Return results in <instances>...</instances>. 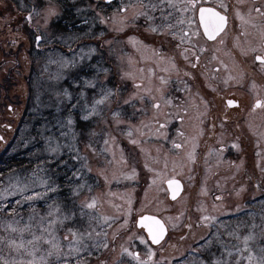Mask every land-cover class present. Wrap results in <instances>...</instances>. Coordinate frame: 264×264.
Instances as JSON below:
<instances>
[{
	"label": "rangeland",
	"instance_id": "1",
	"mask_svg": "<svg viewBox=\"0 0 264 264\" xmlns=\"http://www.w3.org/2000/svg\"><path fill=\"white\" fill-rule=\"evenodd\" d=\"M15 1L0 0V9L4 10L9 18L6 20L2 15L0 17V28H2L0 29V118L4 122L0 127V132L6 139L5 142L0 140V144L4 148L11 141L18 123L25 120L24 128L15 140L12 149L14 151L23 148L29 150L28 156L32 165L4 174L0 178V195H4L6 189L14 188L16 185L28 186L29 193L33 190L44 191L42 182L51 183L54 178L58 179L59 174L53 175V171L49 168V164L53 160L52 154L47 151L50 142L52 147H55L58 142L63 155L73 153L76 156L75 149L78 148L81 159L85 155L87 156V160L83 159V162H79V166L76 167V170H81V176L71 177V180L67 181V185L68 183L76 184L86 181L91 191L87 190L88 194L85 196L78 194L77 198H72L76 201L67 205L72 212L77 211L74 212L75 216L70 220L75 224L68 225L67 222L70 221H65L63 227L57 224L54 233L45 231L49 227L48 220L54 218L47 216L49 205L56 203L63 211H67L63 201H59L57 198L60 197L61 189L63 190L65 186L60 185L57 180L55 182L59 185L58 190L52 194L48 192L46 196L35 202L21 201L18 195L0 201V209L4 204L8 206L10 203L13 205L12 210L15 209L14 212L11 210V213L0 211V256L6 259L14 258L17 261L20 259L27 261L31 259V256L28 255L26 249L34 248L39 257L51 247L48 241L53 235L58 238L63 252L67 253L69 252L68 242L75 243L73 236L68 232L69 228L78 230L80 233H92L91 236L83 237V243L87 245V250L80 254V258L82 255V259H86L88 264H98L99 261H104L106 264H122V258H130L132 264H140L141 261H145L146 264H204V262L214 264L215 261H220L221 264H225V262L237 264V261L239 264H248L245 258L250 251L257 257L264 254L261 253V248H264V171L261 170L264 168V135H261L264 134V112L260 111L259 120L245 121L250 131L249 135H246L249 144L252 143L255 147L258 141L256 137L259 134V162L257 163L256 158L251 156L253 164H250L249 161L246 163L244 158L231 163L230 160L223 157L221 149L224 147L219 148L218 145L210 144L206 148L209 144V136H207L203 123H207L208 120H171L175 116L183 117L193 111L194 99L189 97L186 103L166 94V83L160 79L161 75L155 69L156 66L160 67L158 54L153 51L151 45L145 46L144 42L139 39L135 42L130 41L134 55L130 49L128 38L114 39L115 31L111 30L110 21L109 25L96 22L101 27L97 29L92 27V33L98 34L99 31L105 33L102 44L101 39H96L97 42L77 41V44L71 49L59 47L52 43V37L61 44L70 45L77 40L76 33L70 31L54 37L51 28L52 21L45 31L42 27L44 25L42 13L36 15L33 12L32 21L37 27V30L33 32V38L36 34L45 37L40 48L33 49L30 47L32 29L24 17L31 11L33 2L36 5V11H40L44 0H17V3ZM58 10L60 9L58 8ZM92 17L93 13L89 20ZM107 40H113V43L111 45L104 43ZM92 46L97 48V52L91 53V63L95 64L100 56H103L105 66L113 67V82H119L123 88L120 93L122 97H126L127 93L133 90L136 81L131 78L120 81L119 77L124 72H132L137 80L143 79L145 87L152 88V95L161 100V107L157 110L152 107L151 96L148 93H143L145 99L137 103L136 110L139 112L135 115L132 110L130 111V105H122L119 125L116 124L111 114L112 110L117 108L116 98H113L110 107L98 106L100 114L90 119L92 125L89 129L94 133L92 135L100 133L99 138L102 139V145L98 147L101 151L97 153L92 151L95 146L90 148L83 140L79 141L80 132L76 128L75 113L73 114L75 124L67 123L68 109L70 104L75 101L69 102L62 95L57 96V93H62L65 88L74 94L80 91L79 86H74L71 83L73 78L70 73L73 70L62 67V58L79 59L81 55L87 57L88 49ZM81 49L83 52L80 51ZM32 54H34V58ZM84 63L87 64L88 60L85 59ZM66 81H69L72 86L69 87L65 83ZM77 87L78 89L75 90ZM161 88L163 96L157 91ZM91 95L92 93H89L90 98ZM168 99L171 100V103H163ZM176 104L178 106H175ZM142 107L147 109V113L141 112ZM184 108H187V111H183ZM166 110L168 111L166 112ZM153 121H158V123H153ZM141 122L148 124L149 127H143ZM165 123L167 126L160 128V125ZM173 124L178 126L183 135L178 134L177 139L170 140V144L165 148L162 141L168 139V129ZM221 125L224 128L226 123H221ZM158 128L164 135L157 134ZM137 129L140 130L137 131ZM128 132H131V137L128 136ZM109 133L116 138V142L105 145L104 141L109 139ZM132 139L139 140L140 143L132 144ZM175 142H178L176 146ZM221 142L227 146L230 144L233 149L237 148V144L242 148L240 141L225 140L224 137V140L219 141V143ZM89 143L93 144L91 140ZM108 148H111L112 151H107ZM121 149H123V159L121 158ZM202 149H206L203 156H201ZM129 151L134 154L132 158L129 157ZM113 152L115 157H113ZM189 153H194V161L189 158ZM63 155L62 159H64ZM145 161H147L148 167L145 166ZM85 164L88 167H84ZM226 165H231L240 174L243 171L247 172L241 183L246 186V190L239 196L235 193L240 188V184L235 186L233 180L222 188L220 186L211 188L208 181L197 186L196 179H194L195 172H199L202 166L205 170L210 171L222 169ZM64 166V164L61 165L62 168ZM256 167L259 169V187L253 182L255 179L250 178V173L252 174ZM131 169H135L137 172L135 179L121 177L119 180L105 181L101 175L103 172L111 178L113 175L120 176L121 173L130 172ZM253 174L252 176H254ZM170 178H179L184 182V190L181 196L175 200L169 198L165 185V181ZM202 189H206V191L202 192ZM222 191L226 192V197L217 201L214 198V193L218 194ZM129 194L132 199L131 218L125 215V210L129 207L127 203ZM73 195L71 192L70 196L73 197ZM90 197H96V206L83 208L84 223L76 222L75 218L80 216L82 202L88 201ZM17 201L20 202L17 203ZM117 205L121 207L118 209ZM201 207H206V211H201ZM144 213L161 217L167 225L168 233L163 244L156 247L147 245V249L142 253L144 256L137 259L129 255L134 252L131 241L134 242L137 238L141 243L140 237L146 238L145 232L139 229L143 227L136 226V223L134 226L130 223L128 228H120V225L125 219L136 221L137 217ZM202 215H214L216 220L207 224L199 222ZM30 216L31 219H29ZM104 217H116V219L105 220ZM9 223L16 231L8 228ZM174 223L175 227H173ZM188 223H192L191 229L187 227ZM25 225H30V227L20 232L19 229L24 228ZM116 232L120 233L118 239L113 235ZM98 233L101 235L97 236ZM103 233H107V243L109 244L107 249L98 247L105 242ZM250 234H254V239L247 241L248 247L246 248L244 237ZM33 235L40 236L41 239L28 245L27 242L33 240ZM114 237L118 249L108 262L109 254L107 252ZM129 237L132 238L129 239ZM181 237L184 238L181 239ZM9 239L16 240L18 243L22 241L25 248L17 252L14 247L8 244ZM89 250L90 255L88 254ZM149 250L154 253L151 257H148ZM146 255H148V260L145 259ZM65 259L69 264H77L75 254L62 256L59 264H63Z\"/></svg>",
	"mask_w": 264,
	"mask_h": 264
},
{
	"label": "flooded vegetation",
	"instance_id": "2",
	"mask_svg": "<svg viewBox=\"0 0 264 264\" xmlns=\"http://www.w3.org/2000/svg\"><path fill=\"white\" fill-rule=\"evenodd\" d=\"M70 1L83 6V18L88 20L90 19L91 13H93L91 10H87L89 4L102 5L105 10L104 14H107L106 16L111 15L115 10L119 9L122 4L135 5L134 8L129 7L126 13H122V15L129 17V23L123 32H114V39L120 40V38L126 39L129 37H136L141 40V42H144L143 45H151L155 50V53L158 54V62H160V67H155L156 72L160 73L161 77H164L167 81L165 85L167 89L166 94L169 97L177 98L186 103L188 102L187 99L189 97L194 99L192 103L194 106L193 111L188 112L183 116L182 120H208L207 123H203L207 136H209V144L206 148H208L210 144L218 145L219 148L224 147L221 149L223 150V157L228 161L230 160L231 163L236 162L240 158H244L246 163L249 161L250 164H253V160L250 159L251 156L256 158L257 163L259 162V144H256L255 147L252 143L249 144L246 135H249L250 131L246 126L245 121L259 120L260 111L261 113L264 112V107L255 105L257 98L264 100V70H261L260 62L255 60L256 55L264 54V0H224V2L228 4V9L226 10L228 16L227 30L226 34L218 36L215 41L203 35V22H200V18L203 17L205 20L208 18H215L220 21V26L222 27L221 16L223 9L219 7L220 0H195V6L197 7L196 13L191 9H188L187 11L182 10V5L186 4V0H110V6L105 0ZM173 5H175V7H173ZM200 7H204V9L203 11L198 12ZM34 8L36 9V5H34L33 2L31 11H33ZM257 8L260 9L259 12L256 11ZM136 12H143L146 15H138L133 18L134 13ZM26 16L24 18H26ZM149 17H151V19H149ZM189 21H191V23H189ZM27 22L33 32L37 30L33 21ZM62 24H66L70 29L76 27L82 28V30H84L82 31L84 37L79 41L87 43L92 41L97 42L96 39H101L100 41L102 44L104 37H100L97 33L95 34V32H93L92 35H88V26L82 24L81 19L75 22H73L72 19H64ZM161 25H170L171 28L166 27V30L163 33L159 31H150V28H158ZM94 27L97 29L101 26L99 23H96ZM197 28L201 31L200 36L193 34L194 30ZM170 32H174L175 35L169 34ZM182 35L183 37L188 38L191 43H188L186 40L182 44ZM42 42L43 40H41L40 46ZM34 44L36 45V41ZM129 45L132 51V43L130 41ZM198 46L204 50L192 53V50ZM185 48L190 50V59L194 54L199 57V61L197 62L194 59L192 60V63L185 61L183 59ZM254 48L259 51L253 52L252 49ZM242 49L244 51H242ZM245 51L247 54H245ZM132 53L135 55L133 51ZM213 56L218 57V60L213 59ZM172 58H174V60ZM219 61H223V64H227L229 67L225 69L223 64L219 63ZM193 64L196 65L195 68H193ZM177 67L179 71L175 70ZM165 69L168 70L165 71ZM189 73H191V75H188ZM229 76L233 77V79H228ZM182 80L188 84V89L186 91H182L185 87V85L181 83ZM117 83L121 85L119 82ZM209 84L211 87H209ZM232 99L238 100L239 104L229 105L228 101ZM205 101H207V108H205L204 105ZM175 106H178V104ZM129 108L130 111L132 110L133 112L131 105ZM167 111L168 110H166V112ZM138 112L139 111L136 110L135 114ZM143 113H147V111ZM179 117L180 116H175V118L171 120H181ZM225 117H227V119H225ZM3 123V119L0 118V127ZM221 123H226V126L222 128ZM178 132L180 133L182 131H179L176 124H173V126L168 129V139H165L164 142L162 141V145L165 148L168 147L170 140L174 141L177 139ZM0 137H2L0 140L5 142L6 139L1 132ZM99 137L100 133L90 135L87 131L85 133H80L78 139L79 141L83 140L87 145L90 144L89 141L91 140V143H93L90 144L91 148L92 146H95V153H97L98 151H101L98 147L102 145V139ZM224 137L225 140L240 141L242 148L233 149L230 144L227 146L223 142L219 143L220 140H224ZM231 137L234 139H230ZM256 139L259 141V134ZM174 144L176 146L178 142H175ZM2 148L3 147H1L0 144V150ZM174 149L172 150L174 151ZM205 151L206 149L201 150V156H203ZM132 153L131 151L128 152L130 158L134 156ZM63 156V160L67 165L62 168V164L57 165L56 163L51 162L52 166L49 168L53 171V175L58 173L55 170V167H57L60 172L62 171L61 173H58V179L54 178L53 180H57L60 185L65 186L63 190L61 189L60 197L57 198L59 201H63L65 209L68 210L70 208L67 206L68 203L76 201V199L72 198H77L78 194H80V196L87 195L88 189L85 188L78 194H74L73 197L70 196V184L68 183L67 185V181L71 180L72 173L76 171V167L79 166V162H83V159L78 160L73 153H66ZM258 168H254V174L252 173L254 176L250 173V178H254L255 181L253 180V182L257 185L259 184ZM195 174L194 179H196L198 187L202 182L208 181V185H210L211 188L219 186L222 188L232 180L234 181L235 186H238L237 184H240L241 186L243 178L247 175V172L243 171V173L240 174L239 171L234 170V167L231 165H226L223 166L222 169H212L210 171L205 170L204 166H202L200 171H196ZM206 177L211 179H206ZM214 194V198H216L217 201H221L226 197V192L223 191ZM74 210L76 209L74 208ZM75 221H80V223L83 224V215L76 216ZM67 224L73 226L75 222L73 223L70 221L67 222ZM80 229L82 230L81 227ZM139 229L145 232V239H147L149 243L145 244L141 242L143 243L141 244L137 238L134 242L131 241L134 252L139 254L138 259L144 256L142 253L147 249V245L155 247L159 246L163 244L167 238L166 234L165 238L157 244L151 241L144 228ZM118 236H120V233ZM118 236L115 237L117 238ZM115 237L111 240V247L107 252L109 254V257H106L108 262L110 261L112 254L118 249ZM147 256L148 255L145 256L146 260H148L149 257ZM129 259L130 258H122V264H132Z\"/></svg>",
	"mask_w": 264,
	"mask_h": 264
},
{
	"label": "snow or ice",
	"instance_id": "3",
	"mask_svg": "<svg viewBox=\"0 0 264 264\" xmlns=\"http://www.w3.org/2000/svg\"><path fill=\"white\" fill-rule=\"evenodd\" d=\"M105 2L109 3L110 6V0H105ZM63 6H64V0H59V4L57 3V0H44L43 3V7L40 11H36V9L34 8L33 11H30L27 16H26V20L31 22L33 19V12H35L36 15H41L42 13V18L44 20V25L42 26L43 29L46 31L48 26L50 25V22L55 20V19H59L63 14ZM129 7H135V5H129V4H122V6L115 10L110 16H105L104 15V8L102 7V5L97 4V5H92L89 4L87 6V10H91L93 12V17L91 18V20L85 19V18H81V23L85 24L86 26H88V35H92V27L95 26L96 22H99L101 24L104 25H109V22L111 21V30L116 31V32H123L124 29L128 26L129 23V17L126 15H122V13H126L129 9ZM173 7H175V5H173ZM219 7L223 9V13L221 16V20H222V24L223 26H220V21H218L215 18H208L207 20H205L203 17L200 18V22H203V35L207 36L209 39L215 41L217 39L218 36L222 35V34H226V30H227V24H228V16L226 14V10L228 9V4L224 2V0H220L219 3ZM58 8L60 10H58ZM188 9H191L194 13L197 12V7L195 6V0H186V4L182 5V10L187 11ZM204 7H200L198 9L199 11H203ZM84 11V9H80L77 8L76 9V14L80 15L82 12ZM256 11H260L259 8L256 9ZM138 15H146L143 12H136L134 13V17L138 16ZM149 19H151V17H149ZM189 23H191V21H189ZM167 28H171V26H165V25H161L158 28L153 27L150 28V31L156 32L159 31L161 33H163ZM169 34L171 35H175L174 32H170ZM194 35L196 36H200L201 35V31L199 30V28H197L196 30H194L193 32ZM98 35L100 37H103L105 35V33L103 31L99 32ZM45 39L44 36L37 34L35 36V41H36V47L39 48L40 47V42L41 40ZM129 41H135L137 38L136 37H129L128 38ZM187 40L188 43H191L190 40H188V38L186 37H181V43L183 44L185 41ZM223 42V41H221ZM104 43L111 45L113 43V40H107L104 41ZM204 49L201 47H197L195 49L192 50V53H194L195 51H203ZM81 52H83V49L80 50ZM155 51V50H153ZM242 51H244L242 49ZM253 52L259 51L258 49H252ZM97 52V48L95 46H92L88 49V55L87 57L81 55L79 57V59L76 58H62L63 60V64L62 67L65 69H72L73 70V79L71 81V83L74 86H79L80 87V91L77 93H72L70 92L67 88L63 89L62 93H57V96H63L64 99H66L69 102L75 101L74 103L70 104V108L68 109V117H67V123L69 125H74L75 124V119H74V113L79 115V119L80 122L83 125H87L90 122V119L95 118L97 115H99V109L98 106L100 105H104L106 107H110L111 103L113 102V98H116L117 101V108L115 110H112V116L115 119V122L117 125H119L121 123L119 117L121 115V106L122 105H131L132 109H133V114H135L136 112V105L137 103H139L140 101H143L145 99V96L143 95V93H148L153 101L152 107L159 110L161 107V100L157 99L156 96L152 95V88L149 87H145L144 83H143V79H139L137 80V78L135 77V75L132 72H124L120 77L119 80L120 81H124L128 78L133 79L134 81H136L133 85V90L129 93H127L126 97H122L120 95L121 91H122V87L118 84V83H114L113 82V67L111 65L105 66V61L103 56L101 55L100 58L96 61L95 64L91 63L92 61V55L91 53H95ZM245 54L246 51H245ZM163 58V57H161ZM215 60H218V57L213 56L212 57ZM87 59L88 63L85 64L84 60ZM174 60V58H172ZM183 59L185 61H188L189 63H192V60H196L197 62L199 61V57L195 56L194 54L191 56L190 59V50L188 48L184 49V53H183ZM255 60L260 62V67L261 70H264V54H260V55H256L255 56ZM219 63L223 64V61H219ZM193 68H195V64L192 65ZM223 67L225 69H227L229 66L227 64H223ZM118 70V69H117ZM168 69H165V71H167ZM176 71H179L178 67L175 68ZM188 75H191V73H189ZM59 79V77H58ZM160 79L162 81H164L165 83L167 82L165 80L164 77H160ZM228 79H233V77L229 76ZM182 84L185 85L184 89H182V91H186L188 89V84L185 81H181ZM209 87H211V85L209 84ZM157 91L160 92L161 96H163V91L162 88L161 89H157ZM89 93H92L91 98L89 97ZM98 97V98H97ZM91 100V102H90ZM163 103L168 104L171 103V100H164ZM229 105H238L239 101L232 99L228 101ZM205 108H207V101L204 102ZM255 105L256 106H260V107H264V100H261L259 98L256 99L255 101ZM142 112H146L147 109L146 108H141ZM183 111H187V108H184ZM179 119H183V117H179ZM225 119H227V117H225ZM105 123H107V121H105ZM142 126L145 128H148L149 125L148 124H143ZM153 123H158V121H153ZM167 126V123L160 125V128H164ZM223 127V125H221ZM160 128H158L156 130L157 134L159 135H164V133L160 132ZM140 129H137V131H139ZM89 134L92 135L94 133L91 132V130H89ZM129 137H131V132L127 133ZM179 135H183V133H179ZM75 137V133L73 134ZM264 135V134H261ZM0 139H2V137H0ZM115 143L116 142V138L113 137L111 135V133H109V139L105 140L104 143L105 145H108L109 143ZM132 144H139L140 141L139 140H135L132 139L131 140ZM257 144H259V141H257ZM88 147L91 148V145L89 144ZM177 147H180L179 145H177ZM237 148H240V145L237 144L236 145ZM107 151H112L111 148L106 149ZM47 151L49 153L52 154L53 156V160L51 162L56 163L57 165L60 164H64L67 165V163L61 158L63 153L61 150V147L59 145L58 142H56V146L52 147L51 146V142L49 143V147L47 149ZM76 158L79 160L81 159L80 153H79V149L76 148ZM93 152L96 151V149H92ZM113 157H115V153L113 152ZM121 158L123 159V149H121ZM189 158L194 161L195 160V155L194 153H189ZM84 160H87V156L85 155L83 157ZM84 167H88L86 164L83 165ZM145 166L148 167V163L147 161H145ZM237 169H239V166H237ZM89 170H91L89 168ZM152 171H155L154 169H150ZM262 171H264V168L261 169ZM101 175H103L105 181H109L110 179L112 180H119L121 177H123L124 179H135L137 176V172L135 169H131L130 172H125V173H121L120 176L117 175H113L111 176V178L108 175H105L103 172H101ZM77 176H81V170L77 169L76 171H74L72 173V177H77ZM189 179H191V177H189ZM43 186H44V191H31L30 193L28 192V186H24L21 187L20 185H16L14 188H9L5 190V194L4 195H0V201L6 200L9 197L12 196H20L21 201H29V202H35L36 200H39L41 197L46 196L48 192H55L58 190L59 185L56 184L55 180H51V183L44 181L42 182ZM168 184L171 187V194H172V199L175 200L176 197L179 195L180 191H182L183 189V185L181 184V182L179 180H169ZM259 187V184L257 185ZM85 188H88L87 182L85 181L84 183H76V184H70L69 185V189L71 192H73V194H78L80 191L84 190ZM89 191H91L90 188H88ZM246 190V186L241 185L239 189L236 190V195L239 196L243 191ZM206 191V189H202V192ZM123 199V197H122ZM218 199H222V198H218ZM20 201H17V203H19ZM97 203V199L96 197H90L88 199V201L82 202V207H81V212L80 215H84L83 212V208H93L96 206ZM127 203L129 205V207L125 210V215L128 216L129 218H131V203H132V199H131V195H128V200ZM118 209L121 207L119 205L116 206ZM7 204H4L3 208L0 209V211H7ZM201 211H206V207H201L200 208ZM13 212L15 211V209L12 210ZM48 217H54L53 219H49L48 220V225L49 227L47 229H45L46 232L49 233H54L55 231V226L58 224L60 227L64 226V222L65 221H70L73 219V217L75 216V213L72 212V210L69 208L67 211H63L62 208L60 207L59 204H52L49 205V211L47 213ZM150 215H142L139 217V223L141 224L142 227H146L147 228V234L150 236L151 241L156 242L157 244H159L161 242V240H163L167 234V228L165 226V223L163 220H161L158 216L154 217V220L157 222V227H149V225L147 223H142L143 220L146 219V217H148ZM32 217L30 216L29 219H31ZM43 219V217H42ZM105 220H115L116 217H104ZM169 219H173V218H169ZM216 220V216L214 215H202L200 217V221L199 222H203V223H210L212 221ZM130 223L134 226L136 221L135 220H130V219H125L123 221V223L120 225V228H128ZM8 228H11L13 231H16L15 228L12 227V224L9 223ZM175 223L173 224V227H175ZM30 227V225H25L24 228L19 229L20 232H23L25 230H27ZM187 227L189 229H191L193 227L192 223H188ZM69 234H71L73 236V240L75 241V243H73V241H69L68 242V248H69V252L65 253L62 250V246L61 244L58 242V238L55 237L54 235L49 239V243L51 244V247L46 250L42 255H40L39 257L36 254V249H31V250H27L28 251V255L31 256L30 260H23L20 259L19 261H17L16 259H6L3 256H0V264H59L60 258L62 256H67V255H73L75 254L77 256V264H88V261L86 259H82L80 258V254L81 252L87 250V245L83 243V237L84 236H91L92 233L90 232H85V233H80L78 230L75 229H68ZM101 234H97V236H100ZM104 237V243L98 245V247H102L103 249H107L109 247V244L107 243V233H103L102 234ZM114 236H118L119 233L116 232L113 234ZM231 235V233H230ZM132 237H129V239H131ZM184 237H181V239H183ZM41 239L40 236H35L33 235V240H29L27 243L28 245H32L33 241H39ZM254 239V234H250L248 236L244 237L245 240V247L247 248V241ZM140 240L145 243L148 244L149 241L147 239H145L144 236L140 237ZM8 244L12 247H14L16 249L17 252H19L21 249L25 248L24 243L21 242H17L16 240H12L9 239L8 240ZM125 251H127V249H125ZM261 253H264V248H261ZM88 254L90 255L91 252L89 250ZM154 253L149 250L148 255L149 257H151ZM129 255L135 257V258H139V254L136 252H131L129 253ZM51 258H55L54 260ZM248 262V264H264V254L260 255L259 257H257L255 255V253H252L251 251L249 252V254L247 255V257L245 258ZM63 264H69L68 260L65 259ZM98 264H105L104 261H99ZM140 264H146L145 261H141ZM204 264H206V262H204ZM214 264H221L220 261H215ZM225 264H227V262H225ZM237 264H239V261H237Z\"/></svg>",
	"mask_w": 264,
	"mask_h": 264
},
{
	"label": "trees",
	"instance_id": "4",
	"mask_svg": "<svg viewBox=\"0 0 264 264\" xmlns=\"http://www.w3.org/2000/svg\"><path fill=\"white\" fill-rule=\"evenodd\" d=\"M15 2L17 3V0ZM57 2L59 4V0H57ZM77 8L82 9L83 6H81V4L79 5L78 3L75 4V2L70 1V0H64V6H63L64 14L59 19L53 20L52 23H51V28H52V32H53V36L54 37L58 36L61 33H67V32L72 31V32L76 33V35H77L76 39L77 40H75L72 43H70V45H64V44H61L58 40H56V39H54L52 37L51 39H53V40H51V41L55 45H57L59 47L61 46V47H66V48L71 49L72 47H74L77 44V41L81 40V38L84 37L83 34H82V31H81L82 28H77L76 27L74 29H70L69 27H67L66 24H62V21L64 19H69V20L72 19L73 22H75L77 20H80L83 17V15H82L83 12L80 15L76 14V9ZM1 15L4 17V19L9 20V18L6 16L4 10L0 9V17H1ZM16 21H17V19H16ZM0 29H2V28H0ZM30 37H31V40H32L30 47H32L33 49H37L36 45L34 44L35 41H33L35 39V38H33V30L31 31ZM48 45H50V44H48ZM33 56H34V54H32V57ZM33 64H34V62H33ZM70 75L73 78V75H74L73 71L70 73ZM114 77L116 78V75ZM65 83L68 84L69 87L72 86V84L69 83V81H66ZM77 89H78V87L75 90H77ZM27 105L29 106V103H27ZM75 115H76V119H77L76 128L78 129V131L80 133H83V132L85 133V132L89 131V129L91 128L90 125H92L91 124L92 122H89L85 126V125H83L80 122L79 115L78 114H75ZM24 123H26L25 120H23L22 122L18 123V125L16 126V132L14 133L11 141H9L7 143V145L4 148H2V150H0V178L4 174H6V173H8L10 171H13V170H16V169L27 168V167H30V165H32V162L30 161V157L28 156V151L29 150H27L26 148H23V149H18L16 151H14L12 149V147L14 145V142H16L15 140L17 139V137H19L21 131L24 128L23 127ZM50 166H52V163L49 164V167ZM55 170L58 173L62 172V171L60 172L57 167H55ZM60 175H62V174H60ZM60 179H62V178H60ZM11 207H13V205H11V203H10L7 206L8 210L7 211H3V212H10L11 213V210H12Z\"/></svg>",
	"mask_w": 264,
	"mask_h": 264
},
{
	"label": "water",
	"instance_id": "5",
	"mask_svg": "<svg viewBox=\"0 0 264 264\" xmlns=\"http://www.w3.org/2000/svg\"><path fill=\"white\" fill-rule=\"evenodd\" d=\"M172 179L179 180V181L181 182V184L183 185V189H182V191H180L179 195H178L176 198H178V197L182 194V192H183V190H184V184H183V182H182L181 179H179V178H170V179H168V180L166 181V187H167V190H168V192H169V198H170L171 200H173V199H172V194H171V187H172V186H170V185L168 184V181H169V180H172ZM143 215H150V216L146 217V219L143 220L142 223H147V224L149 225V227H157V222L154 220V217L157 216V215L149 214V213H146V214H143ZM140 216H142V215H140ZM140 216H139V217H140ZM139 217L137 218V226H138V227H142L141 224L139 223ZM158 217H159V216H158ZM159 218H160L161 220H163L161 217H159ZM165 226H166V228H167V225H166V224H165ZM143 228L145 229V231H146V233H147V228H146V227H143ZM167 232H168V228H167ZM149 237H150V236H149ZM153 242H154V241H153ZM154 243H156V242H154Z\"/></svg>",
	"mask_w": 264,
	"mask_h": 264
}]
</instances>
